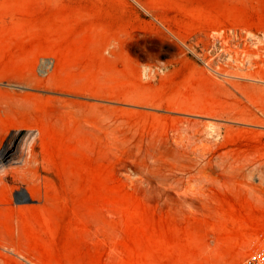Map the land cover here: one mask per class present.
Wrapping results in <instances>:
<instances>
[{
    "label": "rangeland",
    "instance_id": "rangeland-1",
    "mask_svg": "<svg viewBox=\"0 0 264 264\" xmlns=\"http://www.w3.org/2000/svg\"><path fill=\"white\" fill-rule=\"evenodd\" d=\"M3 149L0 264H240L264 0H0Z\"/></svg>",
    "mask_w": 264,
    "mask_h": 264
},
{
    "label": "built area",
    "instance_id": "built-area-1",
    "mask_svg": "<svg viewBox=\"0 0 264 264\" xmlns=\"http://www.w3.org/2000/svg\"><path fill=\"white\" fill-rule=\"evenodd\" d=\"M238 241L246 253L240 264H264V223L256 228L240 231Z\"/></svg>",
    "mask_w": 264,
    "mask_h": 264
},
{
    "label": "bare ground",
    "instance_id": "bare-ground-1",
    "mask_svg": "<svg viewBox=\"0 0 264 264\" xmlns=\"http://www.w3.org/2000/svg\"><path fill=\"white\" fill-rule=\"evenodd\" d=\"M1 157L3 158V160H5V159H7V158H10V157H11V151H10V150H5V149H3V150L1 151V154H0V164H1V162L3 161V160H1V159H2ZM20 195H21L24 199H27L24 193H22V194H20Z\"/></svg>",
    "mask_w": 264,
    "mask_h": 264
}]
</instances>
